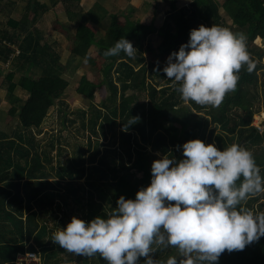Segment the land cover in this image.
Instances as JSON below:
<instances>
[{
  "label": "trees",
  "instance_id": "1",
  "mask_svg": "<svg viewBox=\"0 0 264 264\" xmlns=\"http://www.w3.org/2000/svg\"><path fill=\"white\" fill-rule=\"evenodd\" d=\"M3 1L0 12L5 9L10 15L0 18V63L6 72L7 114L18 125L12 134L0 130V264H18L19 252L36 248L44 264H70L56 258L60 251L68 253L52 239L57 229L50 228V220L58 229L64 221L57 210L71 218L63 207L73 201L86 220L106 214L121 194L134 198L140 187L150 183L152 153L183 158L182 144L189 138L215 141L220 148L240 143L253 152L264 174V130L253 124L254 115L264 107V0H189L181 7L171 0L165 17L160 14L159 26L156 17L135 20L122 10L110 12L98 0L89 8L82 0H51L50 4L28 0L15 17L11 13L20 4ZM58 4L69 22L55 18L52 24L67 37L69 58L63 56L56 39L46 38L36 26ZM70 21L76 23L75 30ZM201 23L246 33L248 50L257 61L251 72L246 65L240 69L237 88L218 107L193 100L184 103L179 82L173 83L158 61L178 50L190 29ZM154 33L161 38L157 46L150 38ZM122 36L139 52L134 57L124 51L105 56L104 51ZM146 55L152 57L150 62H145ZM68 66L80 72L76 90L89 101L93 113L88 117V112H81L82 125L91 130L90 150L81 149L67 163L51 164L54 179V172L46 168L52 156L42 149L36 130L70 85L64 75ZM66 115L65 111L68 119ZM133 116L138 119L129 123ZM98 135L113 137L106 149H100ZM50 144L55 145L53 140ZM243 206L264 211V193L250 194ZM163 250L152 255L161 259ZM80 264L95 263L84 255ZM215 264H264V236L242 250H225Z\"/></svg>",
  "mask_w": 264,
  "mask_h": 264
},
{
  "label": "clouds",
  "instance_id": "2",
  "mask_svg": "<svg viewBox=\"0 0 264 264\" xmlns=\"http://www.w3.org/2000/svg\"><path fill=\"white\" fill-rule=\"evenodd\" d=\"M137 50L122 36L104 55L134 57ZM166 60L163 71L179 82L184 100L217 107L237 88L240 69L251 72L257 63L246 33L217 23L192 27ZM182 151L180 159L168 153L155 158L150 183L134 198L121 194L110 211L88 220L72 215L53 241L75 255L99 254L107 264H215L225 250H242L264 236V211L243 206L250 194L264 193L253 152L200 137L185 140ZM170 247L176 251L166 259L152 255Z\"/></svg>",
  "mask_w": 264,
  "mask_h": 264
},
{
  "label": "rangeland",
  "instance_id": "3",
  "mask_svg": "<svg viewBox=\"0 0 264 264\" xmlns=\"http://www.w3.org/2000/svg\"><path fill=\"white\" fill-rule=\"evenodd\" d=\"M178 7H181L182 5H185L189 2V0H176ZM171 0H152L151 5H145L143 4L140 6H134V9H131V5L124 7V4H116L115 8L117 11L122 12H127L131 13V17L135 20H150L153 17H156V25L159 26L160 21L163 19L160 18V14L164 15V12L168 9V6H170ZM159 3V4H158ZM223 16H226L224 11H221ZM228 18V17H227ZM229 22H231L230 19H228ZM72 29V28H71ZM153 44L157 46L160 43V36L157 33H154L150 36ZM66 50L63 52L64 57L69 58L70 53L67 50L65 46H63ZM139 52V50H138ZM142 54L145 55L146 50L142 49ZM147 56V55H146ZM167 58V57H166ZM166 58H159V64L164 66L165 63L167 62ZM152 60V57L147 56L145 62H150ZM84 69H88V65L84 64ZM0 73V78L4 80L6 76L5 70ZM64 75L66 78L69 79L70 85L68 86L67 90L63 94L62 98L60 100H56L55 104L50 107L41 127L36 130L37 136L41 140V147L42 149H46L50 151V154L52 156V162L46 161V168L52 172H54V179L57 175L55 174V169L51 168V164L54 166H57L59 163H67L69 158L75 157L76 154L82 149L84 152L86 150H90L89 147V136L91 130L89 128H86L82 125V115L81 112L82 110H85L87 113V116L90 117L93 113L90 110V103L86 98H83L76 90V86L78 84L77 80L81 76L79 71L72 70L69 66L64 68ZM157 78V77H156ZM161 81V83L164 82L161 79H158ZM1 82V81H0ZM2 89H0V106L6 104L7 99H6V92L5 88L3 85L2 81ZM21 95H24L23 91L19 92ZM142 95V93H140ZM144 97H141L143 99ZM3 100V101H2ZM103 100L102 97L98 98V103H100ZM257 100V99H256ZM64 102V103H62ZM186 100L184 101V103ZM2 104V105H1ZM66 111V116H68V119L64 118V112ZM260 111H264V107L261 108ZM259 111V112H260ZM259 114V113H257ZM261 114V113H260ZM256 115V114H255ZM253 122L256 120H260L262 118H255ZM264 117V116H263ZM7 124L11 125V127H14L18 125L17 120H14L12 117H8V122ZM99 142H101L100 149H106L105 145H108L111 143L113 140V137L110 138H104L100 135H98ZM96 134L93 135L92 139L96 140ZM54 141V147H51L50 141ZM89 148V149H88ZM262 152L261 150L258 151V153ZM88 152H86V155ZM160 154H154L152 153L150 155V162H152L155 158H158ZM110 159H113V155L111 153L109 154ZM80 182L84 181V178L79 180ZM71 201V200H70ZM76 204L75 202H70L69 205L64 206L63 208L65 211H67L68 215H81V212L79 211L78 207L76 209ZM76 209V210H73ZM78 212V213H76ZM57 213L60 214L59 216L61 217L63 215L64 221L59 224V227L66 226V224L70 221V216H67L63 214L62 211L57 210ZM65 217V218H64ZM49 226L54 227L55 229L58 230V228L55 226L54 220H50ZM59 228V229H60ZM56 231V230H55ZM9 235V234H8ZM176 251L174 247H170L168 249H164L162 253H160L161 259H166L168 255L173 254ZM84 255H75L70 252L66 251H60V253L56 256L58 259L64 261L70 260V264H80L81 263V258ZM91 258V261L95 264H103V260L99 255L95 256H89Z\"/></svg>",
  "mask_w": 264,
  "mask_h": 264
},
{
  "label": "crops",
  "instance_id": "4",
  "mask_svg": "<svg viewBox=\"0 0 264 264\" xmlns=\"http://www.w3.org/2000/svg\"><path fill=\"white\" fill-rule=\"evenodd\" d=\"M15 1H16V3H14V4H18V5L20 4V6L17 7L16 10L11 13V15L14 17L16 16V11L17 10L20 11L22 9V6L24 4H27L28 0H15ZM39 1H41L42 3H49V4L51 3V0H39ZM82 1L84 3L85 8H89L93 5V3L96 0H82ZM98 1L103 6H105L110 12H116L117 11L118 8L117 9L115 8L116 4H124L125 5L124 7H127L131 4H135L137 7L140 5L143 6V4L148 5L147 1H145V0H98ZM1 4H5L3 0H1ZM168 8H170V6H168ZM1 12H0V18H2V17L7 18L9 12L7 13V11L5 9ZM166 13L167 12L165 11L163 17H165ZM31 18H32V15H31ZM55 18L59 19L62 23L69 22L67 15L63 11L62 4H58V6H56V8H53V9L51 8L49 11L44 13L43 16L41 17V19L36 23V26H38L39 30L43 32V34L46 38H49L51 40L56 39L58 41V43L60 44V47H61V52L63 54V52H65V50H66L63 46L66 47L67 37L64 35L63 32L54 28L52 22ZM162 21H163V19L160 21L159 25H161ZM75 24L76 23L70 21V26H71L72 30H75V28H74ZM63 56H64V54H63ZM1 68H2V65L0 63V69ZM0 73H1V70H0ZM0 81H1L0 82V89H2L1 86H2L3 78L2 79L0 78ZM20 91H22V90H18V93ZM7 104L8 103L6 102V104H4V105L1 104L2 106H0V130L6 132L8 134H12V130H13L12 128L13 127H11V125L7 124L8 117H9V115L7 114ZM2 184H6V183L3 182Z\"/></svg>",
  "mask_w": 264,
  "mask_h": 264
},
{
  "label": "built area",
  "instance_id": "5",
  "mask_svg": "<svg viewBox=\"0 0 264 264\" xmlns=\"http://www.w3.org/2000/svg\"><path fill=\"white\" fill-rule=\"evenodd\" d=\"M259 114H263V111L258 112ZM257 115V113H256ZM255 115V117H256ZM254 119V117H253ZM253 124L257 126L260 131L264 130V117H262L259 121H254ZM16 262L18 264H44L42 253L39 248L36 250H27L25 252H19L17 254Z\"/></svg>",
  "mask_w": 264,
  "mask_h": 264
},
{
  "label": "bare ground",
  "instance_id": "6",
  "mask_svg": "<svg viewBox=\"0 0 264 264\" xmlns=\"http://www.w3.org/2000/svg\"><path fill=\"white\" fill-rule=\"evenodd\" d=\"M261 116H262V117L264 116V112H263V114H257L255 118H259V117L261 118ZM257 121H258V120H257Z\"/></svg>",
  "mask_w": 264,
  "mask_h": 264
}]
</instances>
